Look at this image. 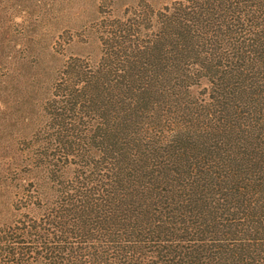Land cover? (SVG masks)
Listing matches in <instances>:
<instances>
[{"label":"trees","instance_id":"obj_1","mask_svg":"<svg viewBox=\"0 0 264 264\" xmlns=\"http://www.w3.org/2000/svg\"><path fill=\"white\" fill-rule=\"evenodd\" d=\"M96 34L0 159V264H264V0L143 2Z\"/></svg>","mask_w":264,"mask_h":264},{"label":"rangeland","instance_id":"obj_2","mask_svg":"<svg viewBox=\"0 0 264 264\" xmlns=\"http://www.w3.org/2000/svg\"><path fill=\"white\" fill-rule=\"evenodd\" d=\"M169 1L0 0V159L26 131L21 121L30 104L43 101L41 87L52 84L63 63L71 56L99 58L96 27L105 16H120L143 2L158 9Z\"/></svg>","mask_w":264,"mask_h":264}]
</instances>
